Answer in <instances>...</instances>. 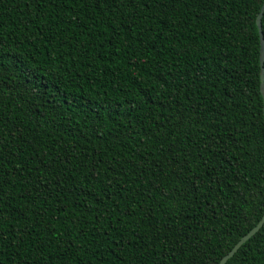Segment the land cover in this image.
Listing matches in <instances>:
<instances>
[{
  "label": "trees",
  "instance_id": "trees-1",
  "mask_svg": "<svg viewBox=\"0 0 264 264\" xmlns=\"http://www.w3.org/2000/svg\"><path fill=\"white\" fill-rule=\"evenodd\" d=\"M261 2L0 0V264H218L264 213Z\"/></svg>",
  "mask_w": 264,
  "mask_h": 264
},
{
  "label": "water",
  "instance_id": "water-1",
  "mask_svg": "<svg viewBox=\"0 0 264 264\" xmlns=\"http://www.w3.org/2000/svg\"><path fill=\"white\" fill-rule=\"evenodd\" d=\"M264 10V0H262L259 10L255 16V24L257 26L259 49H258V61H259V92L262 97V116L264 119V78H263V60H264V39L260 28V17ZM264 223V213L261 214L257 222L241 235L237 241L228 249V251L219 259L218 264H225V261L233 255V253L244 243L249 237H251Z\"/></svg>",
  "mask_w": 264,
  "mask_h": 264
}]
</instances>
